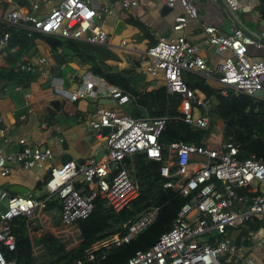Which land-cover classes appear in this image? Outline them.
Returning a JSON list of instances; mask_svg holds the SVG:
<instances>
[{
    "label": "built area",
    "instance_id": "1",
    "mask_svg": "<svg viewBox=\"0 0 264 264\" xmlns=\"http://www.w3.org/2000/svg\"><path fill=\"white\" fill-rule=\"evenodd\" d=\"M200 1L163 0L169 8L177 4L182 9V14L174 18L175 31L183 30L189 21L198 18ZM208 1L219 3L234 14L242 6L254 10L259 5L258 0ZM1 2L14 5L13 0ZM118 4L125 11L138 6L136 0H118ZM37 9L34 2H30L29 11L14 5L0 15V26H21L43 35H57L62 39L101 46L107 41L106 32L96 19L100 12L109 13L110 10L94 0H61L42 17L34 15ZM259 20L264 26V17ZM202 32V46H212L217 54L223 56L213 67H209L199 55L197 44L178 36L158 38L142 57L141 62H147L145 68L139 65L135 68L151 77L161 74L167 92L177 93L182 98L178 107L180 120L194 129L206 130L212 122L208 115L209 100L205 95L199 96L190 90L183 82L182 74L188 72L204 78L218 74L220 78L216 80L221 94H226L228 89L249 96L260 91L259 98L264 101V61L249 57V47L260 48L262 44L258 36H253L241 26H235L227 34L219 33L213 26H203ZM8 39V31L0 29L1 50L7 46ZM1 58L2 52L0 61ZM39 63L45 65L47 60L41 58ZM20 69L30 71L31 66H20ZM55 90L71 101L98 95L118 105L129 101L121 88L108 84L91 71L81 77V84L75 91ZM168 120L167 117H133L101 110L96 119L88 122L95 136H100L102 128L109 129L101 158L50 167L44 182L46 197L43 199L11 195L8 190L0 189V264H15L13 260H7L2 251V247L14 249L12 220L19 217L29 220L38 216L47 210V203L54 196L59 199L58 217L64 226L88 217L96 197L104 199L116 211L127 207L138 196V189L124 166V160L136 153L159 162V174L166 179L163 187L174 189L189 200L180 207L171 228L162 233L148 250L136 252L120 264H258L249 249L237 244L235 231L255 220L259 227L246 232L250 241L248 248L264 245V160H258L254 155L240 160L236 146L223 141L217 148L207 143L195 145L175 141L166 147L164 154L158 138ZM8 144L7 129L0 118L1 177L9 174L12 163L29 170L42 168L53 158L50 151L31 146L25 139L17 141L18 149L14 151L4 150ZM76 184L80 189L75 188ZM157 214V207L145 210L135 220L123 225V234L116 233L94 243L86 260L75 264H91L96 259V251L105 252L128 243L150 226Z\"/></svg>",
    "mask_w": 264,
    "mask_h": 264
},
{
    "label": "crops",
    "instance_id": "2",
    "mask_svg": "<svg viewBox=\"0 0 264 264\" xmlns=\"http://www.w3.org/2000/svg\"><path fill=\"white\" fill-rule=\"evenodd\" d=\"M60 1L13 0L14 5L25 11L30 10V2L36 3L38 9L33 13L37 17L46 15ZM136 1L138 2L137 7L125 11L118 4V0H94L99 6L110 10L109 13L100 12L96 22L106 32L107 41L104 46L116 58L104 63L115 70L133 69L134 73L131 76L139 75L142 72H138L135 65L145 68L147 62H141V60L147 48L158 38L169 39L178 36H184L197 44L200 48L199 55L205 59L209 67H213L223 59V56L217 54L212 46H202L203 26H213L221 34L229 33L235 26L245 28L253 36H258L262 44L260 48L249 47V57L264 61V26L259 20L263 15L258 7L251 10L247 8L248 6H242L234 14L219 3L201 0L197 7L198 18L189 21L183 30L175 31L173 29L174 18L182 14L179 5L176 4L173 8H169L164 5L163 0ZM14 5L1 2L0 15ZM164 6L166 10L162 12ZM50 36L60 38L57 35ZM15 50L13 48L10 53H15ZM0 52H2L0 69H7L9 68L7 53L1 49ZM61 53V46L53 49L46 38L36 37L29 52L22 53L14 65L19 66V69L20 66L25 65L31 66V70L36 69L37 79L32 81L28 87L20 90L16 89L18 86H5L3 82H0V118L9 136V144L4 150H17V141L25 139L31 146L38 147L42 151L48 150L53 155V158L45 162L42 168L34 167L23 170L12 163L9 174L5 177L0 176V189L8 190L10 186L15 185L26 187L29 190L33 187H44V177L50 167H60L68 162L81 163L88 158H101L105 152V133L102 128L100 136H95L88 122L96 119L101 110H112L118 115H130L127 104L118 105L101 95L71 101L57 93L56 88L68 92L75 91L81 84V77L90 71L88 64H81L76 60H67L65 63L57 64L56 55ZM41 58L47 60L45 65L39 63ZM146 78L144 83H150L148 91L153 87L164 86L161 74L155 77L146 75ZM204 79L208 85L213 89L218 88L216 90L219 91L220 85L216 78L212 76ZM55 80L56 84H54ZM151 82H155V85H151ZM195 92L199 96L202 95L199 91ZM21 116L25 118L21 119ZM214 122L217 123L222 136V122L218 119ZM66 157L68 161L62 164ZM30 196L32 197L31 193ZM54 209L47 208L38 216L25 220L35 253L41 251L36 244L45 233L52 235L62 244L67 243L70 246L67 249H72L80 241L79 233L74 225L64 226L60 223L59 217L55 219L53 215L47 213L54 212ZM59 211L60 208L58 213ZM238 232L239 229L235 231V236ZM239 241V245L249 249L258 264H262L264 245L248 248L250 241L246 235Z\"/></svg>",
    "mask_w": 264,
    "mask_h": 264
},
{
    "label": "trees",
    "instance_id": "3",
    "mask_svg": "<svg viewBox=\"0 0 264 264\" xmlns=\"http://www.w3.org/2000/svg\"><path fill=\"white\" fill-rule=\"evenodd\" d=\"M258 10L264 17V0H258ZM8 31L9 39L6 46L7 65L9 68L0 69V82L5 86L15 85L26 88L37 79L36 69L25 71L14 64L22 53H28L36 37H44L50 46L55 49L62 47V53L56 55L57 64L67 60H76L81 64H88L92 74L102 78L110 85L121 88L129 97L128 112L133 117H167L163 131L158 142L166 154V147L175 141L202 145L214 121L220 120L223 124L222 141L231 142L238 149V159L244 160L252 155L258 160H264V101L260 98L227 91L221 94L205 82L204 77L184 72L182 80L193 91H199L209 100L208 115L211 125L206 130L194 129L184 123L178 107L181 96L169 93L164 86L153 87L147 90L150 83L141 82L136 86L131 85L132 76H126L119 70L103 66L92 52L81 41L68 40L50 35L31 32L25 27L4 28ZM15 48V53L10 51ZM124 166L130 177L135 181L138 196L130 204L118 211L110 207L102 198L93 200V209L88 217L75 220L71 225L77 229L80 237L78 244L72 249H67L52 235L45 233L37 242L41 248L35 253L25 225V218H15L11 222V234L14 237V249L2 247L5 258L13 260L15 264H75L84 262L87 252L96 242L109 238L113 234L124 233L123 225L135 220L142 212L152 207L158 208L155 221L146 229L134 236L128 243L111 248L104 252H95L96 259L91 264H120L131 258L139 251L148 250L159 236L168 231L180 207L189 197H183L176 190L164 188L165 178L159 174L160 163L147 159L143 154L136 153L124 160ZM80 189V185H75ZM46 197V193L39 199ZM48 208L59 209V200L52 197L47 203ZM259 224L255 220L248 221L240 226L235 236L237 244L240 238L245 237L248 229H257ZM102 253L104 257L102 258Z\"/></svg>",
    "mask_w": 264,
    "mask_h": 264
},
{
    "label": "water",
    "instance_id": "4",
    "mask_svg": "<svg viewBox=\"0 0 264 264\" xmlns=\"http://www.w3.org/2000/svg\"><path fill=\"white\" fill-rule=\"evenodd\" d=\"M166 10L165 6L162 8V12ZM86 47L92 52V54L99 60L102 62L103 66H106L104 62L108 61L109 59H116L115 56H113L111 54V52L105 47V46H101V45H95V44H90V43H85ZM121 73L125 74L126 76H131L134 73L133 69H122L120 70ZM214 78L218 79L220 78V75H213ZM146 74L145 73H140L139 75H134L133 78L131 79V85L132 86H136L138 83L140 82H146ZM151 85H155V82H151ZM227 91H231L230 89H228ZM254 97L259 98L261 96V92L260 91H256L253 94ZM103 132L106 134L109 133V129L108 128H103L102 129ZM65 161H68V158H64V160L62 161V164L65 163ZM47 179V175L44 177V181L45 182ZM8 191L11 195H19V196H24V197H28L30 195V190L27 189L26 187L23 186H10L8 188Z\"/></svg>",
    "mask_w": 264,
    "mask_h": 264
},
{
    "label": "rangeland",
    "instance_id": "5",
    "mask_svg": "<svg viewBox=\"0 0 264 264\" xmlns=\"http://www.w3.org/2000/svg\"><path fill=\"white\" fill-rule=\"evenodd\" d=\"M5 50H6V48L2 49V51H5ZM216 89H218V88H216ZM219 132H220L219 127H218L217 123L214 122L213 125L210 127V131H209L208 135H206L205 143H207L208 145H210L213 148H217L219 142L222 141V136L220 135ZM262 189L264 190V187ZM30 191H31L32 197H35V198H41V196H43V194L45 193V189L43 186L42 187L40 186L39 188L33 187V188H31ZM47 213H49L50 215H53L55 219H58V209L55 208L54 212L51 211V212H47ZM64 246L66 248L70 247L67 243H64Z\"/></svg>",
    "mask_w": 264,
    "mask_h": 264
}]
</instances>
